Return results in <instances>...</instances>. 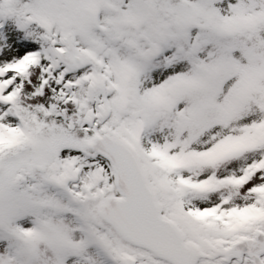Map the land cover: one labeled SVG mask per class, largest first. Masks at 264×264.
<instances>
[{"label": "snow or ice", "instance_id": "1", "mask_svg": "<svg viewBox=\"0 0 264 264\" xmlns=\"http://www.w3.org/2000/svg\"><path fill=\"white\" fill-rule=\"evenodd\" d=\"M0 264H264V0H0Z\"/></svg>", "mask_w": 264, "mask_h": 264}]
</instances>
